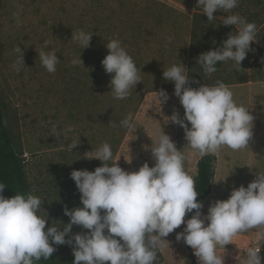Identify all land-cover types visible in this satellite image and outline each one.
<instances>
[{"label":"clouds","instance_id":"9594fccd","mask_svg":"<svg viewBox=\"0 0 264 264\" xmlns=\"http://www.w3.org/2000/svg\"><path fill=\"white\" fill-rule=\"evenodd\" d=\"M238 3L239 0H196L208 21L218 19L236 29L221 47L197 57L209 76L217 71V62L231 60L240 66L251 50L250 44L257 40L255 22L232 12ZM20 11L14 13L17 26L22 23ZM215 12L224 15L215 17ZM92 35L78 29L72 32L71 39L84 49L90 45ZM165 39L170 42L172 38ZM106 48L108 54L101 64L106 73L112 74L111 95L114 99H126L140 83L141 70L119 39H111ZM14 51L18 59L13 67L24 66L21 48L17 45ZM39 59L48 73L56 71L60 60L54 50H41ZM71 63L82 66L80 54ZM186 70L181 62L163 70L164 79L174 83V95L184 110L183 119L174 111L167 121L184 130L188 147L200 156L217 154L224 146L233 151L248 147L254 127L249 109L235 102L232 90L222 81L198 88L188 86L190 78ZM156 94L160 106L169 99L163 89ZM120 127L136 130L131 113L120 122ZM71 132L74 128L68 126L63 135L66 138ZM78 139L67 145L66 150L72 152ZM150 152L154 165L150 167L145 162L136 171L122 169L107 142L91 152L90 159L100 161L101 166L93 171L70 173L82 207L65 208L69 222L62 228L53 225L46 228V217L39 215L43 203L40 197L29 193L6 198L3 195L6 185L0 183V264L48 260L56 251L53 245L64 244L73 245L72 264H155L157 252L166 241L163 238L182 224L185 227L176 234V239H182L193 249L199 264H225L224 252L218 253V246L225 250V245L237 234L264 228V174L256 171L255 179L247 187L233 188L227 199L212 202L207 214L202 215L203 204L197 199L195 180L185 170L186 156L162 129L157 143H151ZM188 213L193 214L185 220ZM74 225L87 231L66 239ZM260 245L245 247L240 264H261Z\"/></svg>","mask_w":264,"mask_h":264},{"label":"rangeland","instance_id":"374dc122","mask_svg":"<svg viewBox=\"0 0 264 264\" xmlns=\"http://www.w3.org/2000/svg\"><path fill=\"white\" fill-rule=\"evenodd\" d=\"M72 1L96 7L93 13L82 18L83 30L93 34L90 45L84 49L71 39L76 29H66L68 21L72 26L74 22L67 19L60 0H0V100L12 130L20 135L18 142L27 178L32 194L43 201L39 215L46 217V228L50 225L62 228L69 222V217L64 215L65 208L82 207L80 193L74 194L67 187L70 174L65 164L56 168V164L62 165V155L67 156L65 161H70L67 145L79 137L72 153L91 157V152L102 143H109L113 151L119 141L114 159H119L117 163L122 169L136 171L145 162L151 167L155 163L151 143H157L161 129L172 140L174 124L167 121V117L174 111H184L174 95V83L164 79L163 70L179 62L187 67L194 0ZM20 9L22 23L17 26L14 13ZM214 15L222 16L217 12ZM92 18L91 24L85 21ZM166 37H171V41H166ZM111 39L121 41L141 70L140 83L123 100L111 95L112 74L106 73L101 64L108 54L106 45ZM17 45L22 50L25 67H13L18 59L14 51ZM41 50L57 53L60 60L54 73H48L42 66ZM257 53L255 49L252 56L255 58ZM79 54L82 66L72 65V59ZM227 63L236 65L231 60ZM228 86L238 105L242 97L244 100L250 95L246 86ZM161 89L167 92L169 99L160 106L156 92ZM251 94L257 108L254 121L263 127L264 117L258 111L264 110V81L257 84ZM129 113L136 130L120 127ZM68 126H72L74 132L65 138L63 131ZM260 170L264 174V166ZM86 231L74 225L66 239ZM178 232H181L180 227L163 238L166 241L159 249L164 253L161 264L191 263L189 256L182 259L190 247L182 239H176ZM263 241L264 237L259 244ZM53 247L63 264H72L73 245ZM260 247L261 264H264V250L262 245Z\"/></svg>","mask_w":264,"mask_h":264},{"label":"trees","instance_id":"16d2710c","mask_svg":"<svg viewBox=\"0 0 264 264\" xmlns=\"http://www.w3.org/2000/svg\"><path fill=\"white\" fill-rule=\"evenodd\" d=\"M60 1L61 4L59 5L62 11L67 15V19H72L74 22L72 26L69 25L71 22L68 21L66 29L69 31L73 29L77 30L78 28L83 29L85 25H83L84 20H82V18H84L86 14L90 15L91 12L93 13L96 8L93 4L82 5L72 0ZM55 7L56 5L53 4L54 9ZM232 12L238 13L249 22H255L257 25V40L250 44L251 50L247 53L246 58L241 62L240 66L228 64L227 61L221 63L217 62V71L209 76L204 73L202 66L198 63L197 57L204 52L221 47L222 42L227 39L228 34L235 32L236 29L234 25H223L218 19L208 21L207 17L202 14L201 7L196 5V0H194V12L191 17L187 50L186 74L190 78L188 86L198 88L202 84L213 85L217 80L222 81L226 85L247 81H264V48H262V46H264V0H239L238 6L233 9ZM217 13L222 16L224 15L221 12ZM85 21L91 24L93 18ZM52 27L56 29L55 23L52 24ZM255 49L258 50L259 53H257L258 57L256 55L254 58L252 54H254ZM12 128L3 111L2 102L0 100V183L6 185L3 191V195L6 198H10L15 194H32L25 170V159L18 142L20 135L18 132H14ZM117 144H119V141L114 145L113 153L118 149ZM69 156L70 161L67 162L65 161L67 156L62 155V165L56 164V168L58 169L65 164L64 166H66L67 173L70 174L73 170L87 169L93 171L96 167L101 166L100 161L90 159L91 157L88 156H82L79 153H72L70 151ZM112 162L114 161H110L109 163ZM214 165L215 156L211 154L201 156L197 162V171L193 178L195 180L196 191L199 193L197 197L199 201L204 199L211 192V188L213 187ZM67 187L72 189V193H78V189L71 178L67 183ZM192 214L193 213H188L185 218H190ZM180 228L181 231H183L184 227L182 225ZM190 260L192 262L191 264H199L193 258L192 254H190ZM162 262L163 256L158 250L155 264H161ZM35 264L63 263L60 260L59 254L54 251L48 260L42 258L36 261Z\"/></svg>","mask_w":264,"mask_h":264},{"label":"crops","instance_id":"0c3cea01","mask_svg":"<svg viewBox=\"0 0 264 264\" xmlns=\"http://www.w3.org/2000/svg\"><path fill=\"white\" fill-rule=\"evenodd\" d=\"M261 82L248 81L245 83L230 84V86H246L250 95L244 100H242V97L240 101L243 106L249 109L252 115L257 108H255L253 104L254 100L251 93L256 90L257 84ZM241 103H239V105H241ZM181 111L180 109L177 112L180 118L183 116V112ZM258 112L264 117V110H259ZM185 123L187 124L186 121ZM253 124V136L248 142V147L233 151L231 148L224 146L217 154L209 153L215 156L213 187L211 188L210 194L200 201L203 204V208L201 209L202 215L207 214V209L212 202L227 199L233 188H237L241 185L247 187L248 183L255 179L256 171L261 173L260 167L264 166V126L261 127L256 123V120L253 121ZM172 141L175 142L177 149L186 156L185 170L188 174L195 176L197 162L201 156L188 147L187 141L184 138V130L178 124H174ZM184 219L187 220L189 218ZM182 226L185 227L184 224H182ZM262 233H264V228H253L246 232L239 233L233 237L230 244L225 245V250L218 246V253L224 252L225 264H240L241 257L244 254V248L259 244L262 237H264ZM263 244L264 241L261 245L263 246ZM162 254L164 256L163 251ZM190 254H192L193 258L199 263L198 258L193 253V249L189 250L187 255L185 257L183 256L182 259L187 256L190 258ZM164 261H166V258H164Z\"/></svg>","mask_w":264,"mask_h":264}]
</instances>
